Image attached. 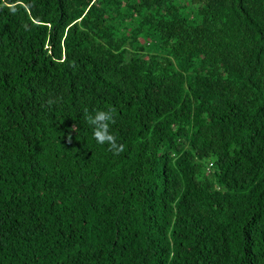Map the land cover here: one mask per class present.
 Here are the masks:
<instances>
[{"label": "trees", "instance_id": "trees-1", "mask_svg": "<svg viewBox=\"0 0 264 264\" xmlns=\"http://www.w3.org/2000/svg\"><path fill=\"white\" fill-rule=\"evenodd\" d=\"M0 264H264V0H0Z\"/></svg>", "mask_w": 264, "mask_h": 264}, {"label": "clouds", "instance_id": "clouds-1", "mask_svg": "<svg viewBox=\"0 0 264 264\" xmlns=\"http://www.w3.org/2000/svg\"><path fill=\"white\" fill-rule=\"evenodd\" d=\"M48 103L54 104L56 101L49 98ZM83 119L89 126L92 127L93 137L98 144H107L109 146V150L114 154H119L124 151V145L118 143L116 136L110 131V125L115 124L116 122L115 109H95L91 113L87 109H84Z\"/></svg>", "mask_w": 264, "mask_h": 264}]
</instances>
